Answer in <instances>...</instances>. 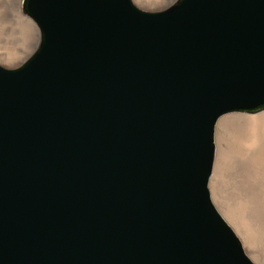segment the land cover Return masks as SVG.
Returning <instances> with one entry per match:
<instances>
[{"label": "water", "instance_id": "1", "mask_svg": "<svg viewBox=\"0 0 264 264\" xmlns=\"http://www.w3.org/2000/svg\"><path fill=\"white\" fill-rule=\"evenodd\" d=\"M0 65V264H254L213 207L214 127L264 109V0H21Z\"/></svg>", "mask_w": 264, "mask_h": 264}, {"label": "rangeland", "instance_id": "2", "mask_svg": "<svg viewBox=\"0 0 264 264\" xmlns=\"http://www.w3.org/2000/svg\"><path fill=\"white\" fill-rule=\"evenodd\" d=\"M131 1L142 10L155 11L163 9L174 0ZM20 2L21 0H0V65L8 68L18 66L34 50L38 40V32L33 22L20 11ZM262 112L225 113L221 116L231 119L227 124L223 123L224 125L218 124L219 118L217 119L211 169L213 174L212 171L217 166L221 197L231 206L239 207V202L248 206L244 210L237 208L242 211V219L245 223L248 222L246 227L252 233V246L247 251L260 256H264V134L261 132L257 135L258 144L249 154L241 149L238 142L244 139L247 131V123L240 117L256 116ZM228 226L239 239L248 258L254 264H259L247 253L233 227L229 224Z\"/></svg>", "mask_w": 264, "mask_h": 264}, {"label": "bare ground", "instance_id": "3", "mask_svg": "<svg viewBox=\"0 0 264 264\" xmlns=\"http://www.w3.org/2000/svg\"><path fill=\"white\" fill-rule=\"evenodd\" d=\"M262 111H264V109L257 111L255 113H259ZM255 113H252V114H255ZM221 117H219V119L217 121L218 124L226 123L231 119L230 117H222V118ZM241 118H244L243 120H245L247 123V127H246L247 131H246V135H245L244 139L239 141L238 145H240L241 149L244 150L245 153L249 154L255 149L256 145L258 144L259 136L257 138V135L261 132H262L261 134H264V112H262L261 114L256 115V116L255 115L254 116H247V117L242 116V117H240V119ZM221 153H222V151H221ZM212 172H213V174L211 173L212 176H210V178L208 180V186H207L210 201H211L213 207L215 208V210L218 212V214L226 221V223H228L229 225H231L233 227V229L235 230L237 235L240 237V239L243 243V246L246 248V251H247V249H249L252 246V242H253L252 233L246 227V223H248V222L245 223L244 220L242 219V216H241L242 211L241 210H244L248 206L246 207L245 203L239 202V203H237V204H239L238 205L239 207H236V206L234 207V206H231L228 203V201L224 200L225 198L223 199L221 197L220 192L218 190V174L219 173L217 171V166L214 167V170ZM241 202H242V200H241ZM237 208H239L241 210H239ZM247 253H248V251H247ZM248 254H251V253H248ZM251 258L259 264H264V256H260L258 254H251Z\"/></svg>", "mask_w": 264, "mask_h": 264}]
</instances>
